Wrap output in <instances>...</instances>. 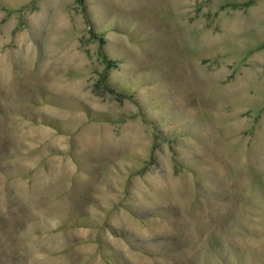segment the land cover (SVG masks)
<instances>
[{"label": "rangeland", "instance_id": "obj_1", "mask_svg": "<svg viewBox=\"0 0 264 264\" xmlns=\"http://www.w3.org/2000/svg\"><path fill=\"white\" fill-rule=\"evenodd\" d=\"M0 264H264V0H0Z\"/></svg>", "mask_w": 264, "mask_h": 264}]
</instances>
